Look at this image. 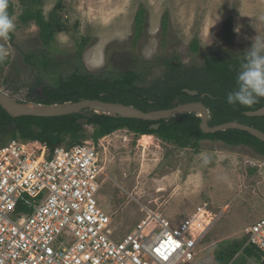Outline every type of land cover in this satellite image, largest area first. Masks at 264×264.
<instances>
[{"label": "rangeland", "instance_id": "374dc122", "mask_svg": "<svg viewBox=\"0 0 264 264\" xmlns=\"http://www.w3.org/2000/svg\"><path fill=\"white\" fill-rule=\"evenodd\" d=\"M46 21L58 18L64 27L44 46L39 30L18 0L12 6L15 30L0 40V93L18 103L33 102L43 89L67 78L75 65L102 80L134 71L138 88L173 81L169 62L199 71L207 57L244 58L252 39L264 37V0H39ZM146 12L144 33L133 45L136 12ZM167 15L166 30L161 28ZM231 17L234 40L226 45L221 33ZM210 37V38H209ZM87 40L78 58V48ZM212 43H211V40ZM196 41L198 50H191ZM178 100L174 105L184 104ZM104 115V114H99ZM85 140L93 133L84 126ZM147 147L127 130L98 142L103 147L105 182L100 203L117 237H123L155 213L178 224L200 210L211 225L195 255L186 264H264L242 253L222 252L246 241V229L264 216V157L248 146L227 147L204 141L199 150L179 149L152 135ZM70 142L67 138L61 145ZM208 213V214H207ZM221 260V261H220Z\"/></svg>", "mask_w": 264, "mask_h": 264}, {"label": "built area", "instance_id": "2783aa9c", "mask_svg": "<svg viewBox=\"0 0 264 264\" xmlns=\"http://www.w3.org/2000/svg\"><path fill=\"white\" fill-rule=\"evenodd\" d=\"M103 147L0 142V264H186L206 223L152 213L117 237L100 203ZM201 227H204L203 229ZM264 257V216L246 229Z\"/></svg>", "mask_w": 264, "mask_h": 264}, {"label": "trees", "instance_id": "16d2710c", "mask_svg": "<svg viewBox=\"0 0 264 264\" xmlns=\"http://www.w3.org/2000/svg\"><path fill=\"white\" fill-rule=\"evenodd\" d=\"M18 1L28 6L25 15L38 27V36L42 44L44 46L50 45L55 34L64 30L61 21L57 17L51 21H46L42 10L39 8V0ZM11 8L12 6L8 4L10 15ZM145 16L144 8H140L135 14L133 45L138 43L144 33ZM167 19L165 14L161 22L163 32L166 30ZM221 36L226 45L232 44L235 35L231 17L224 22ZM86 43L87 40L84 39L83 43L79 45L78 58H80ZM191 50L194 52L198 50L196 41L191 44ZM243 62L244 58L207 57L201 70L188 69L184 73L179 65L169 62V71H171L174 80L160 86V88H151V90L137 87L140 75L134 71L125 72L117 79L109 81L102 80L87 72L83 67L75 65L73 72L67 78L60 80L53 87L44 88L42 95L34 101V104L49 106L77 103L83 100H100L132 106L147 113L172 109L178 100L185 101V103L201 102L209 111V127L237 122L264 133V117L250 118L244 114L264 107V99H261L251 108L239 105L232 106L227 103V94L235 89L236 76ZM184 90L196 91L198 95L190 96ZM81 118L78 114L56 118H12L0 107V142L10 139L39 142L45 144L50 150L65 142L67 138L70 139L68 145L78 144L86 138L83 126L77 124ZM158 123L160 124L159 128L151 130L150 126L154 124L153 122L95 114L88 123V126L93 128V133L88 139L97 143L100 139L116 131L127 130L137 137L155 135L160 140L179 149L199 150L202 142L211 141L221 142L227 147L248 146L258 155L264 157V143L254 136L235 129L206 134L200 129L201 119L195 113L161 120ZM245 242L247 244V238L246 241L229 246L222 252L223 256L219 259L232 258ZM242 253L259 261L263 257L260 251L250 245H246Z\"/></svg>", "mask_w": 264, "mask_h": 264}, {"label": "water", "instance_id": "95a60500", "mask_svg": "<svg viewBox=\"0 0 264 264\" xmlns=\"http://www.w3.org/2000/svg\"><path fill=\"white\" fill-rule=\"evenodd\" d=\"M185 93L190 96H197L198 93L196 91L184 90ZM16 102V101H15ZM17 103V102H16ZM18 104V103H17ZM60 106L62 109L54 110V109H46L39 111H26V112H15L12 111L7 103L4 101L3 97L0 93V107L12 118L18 117H36V118H56L62 116H68L73 114H78L82 118L77 121V124L81 126H87L89 120L98 113L93 111V108L96 106L106 107L109 109L117 110L121 113H130V115H116L111 117H121L127 119H139L144 121L153 122L150 126L151 130H157L160 126L158 123L161 120H168L170 118L178 117L184 114L195 113L201 119L200 129L206 134H214L217 132L227 131V130H240L249 133L254 136L258 140L264 143V133L258 129L253 127L240 124L237 122H229L215 127L208 126L209 119V111L207 107L201 102H190L182 105H178L172 109H168L165 111H152V112H142L132 106H126L119 103H107L100 100H83L77 103H66V104H55V105H44V107H53ZM245 116L250 118H261L264 117V107L254 111V112H246ZM109 116V115H107Z\"/></svg>", "mask_w": 264, "mask_h": 264}, {"label": "clouds", "instance_id": "9594fccd", "mask_svg": "<svg viewBox=\"0 0 264 264\" xmlns=\"http://www.w3.org/2000/svg\"><path fill=\"white\" fill-rule=\"evenodd\" d=\"M14 30L15 23L8 11V0H0V40L9 39ZM234 30L239 32V27ZM4 52L0 48V59ZM243 54L244 62L236 76V87L227 94V103L251 108L264 99V37L255 36Z\"/></svg>", "mask_w": 264, "mask_h": 264}, {"label": "bare ground", "instance_id": "6f19581e", "mask_svg": "<svg viewBox=\"0 0 264 264\" xmlns=\"http://www.w3.org/2000/svg\"><path fill=\"white\" fill-rule=\"evenodd\" d=\"M1 96L3 97L4 101L7 103L9 108L15 112L39 111V110H46V109H54V110L62 109L60 106L44 107V105L34 104V103H29V102H27V103H18L17 102L18 103L17 104L10 97L5 96L3 94H1ZM93 111H95V113H98V114H104V115H109V116L130 115V113H128V112L121 113V112H118L117 110H113V109H109V108L101 107V106L94 107ZM152 140H153L152 135H143V136L139 137V142H140L141 146H143V147H147L148 145H150ZM205 215H206V212L204 210H200L197 213V217H196L197 221L196 222H198V221L205 222L206 227H207L206 230H207L208 227L211 225L213 219L209 221ZM201 228L203 229L204 227H201Z\"/></svg>", "mask_w": 264, "mask_h": 264}]
</instances>
